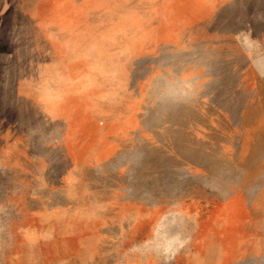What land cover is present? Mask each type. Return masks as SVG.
Masks as SVG:
<instances>
[{
    "label": "rangeland",
    "instance_id": "374dc122",
    "mask_svg": "<svg viewBox=\"0 0 264 264\" xmlns=\"http://www.w3.org/2000/svg\"><path fill=\"white\" fill-rule=\"evenodd\" d=\"M0 264H264V0H0Z\"/></svg>",
    "mask_w": 264,
    "mask_h": 264
}]
</instances>
